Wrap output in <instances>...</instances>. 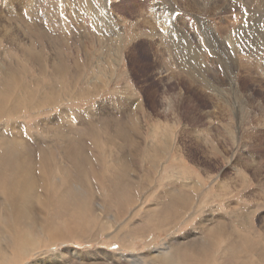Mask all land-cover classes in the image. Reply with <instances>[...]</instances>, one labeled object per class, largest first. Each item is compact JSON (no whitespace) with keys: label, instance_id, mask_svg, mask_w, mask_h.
<instances>
[{"label":"rangeland","instance_id":"rangeland-1","mask_svg":"<svg viewBox=\"0 0 264 264\" xmlns=\"http://www.w3.org/2000/svg\"><path fill=\"white\" fill-rule=\"evenodd\" d=\"M0 102V139L19 148L32 140L46 154L87 135L91 119L100 128L134 114L142 152L170 151L149 180L142 167L156 158L142 163L137 154V179L127 181L139 182V200L128 201L123 218L113 207L107 220L98 208L105 198L93 188L98 223L122 235L59 244L60 264H145L173 240L195 239L199 251L209 237L215 256L236 257L228 250L245 244L241 263L264 262V0H0ZM107 149L93 148L90 164L98 162L92 169L109 183ZM159 200H177L172 218L151 216ZM233 231L244 235L241 244Z\"/></svg>","mask_w":264,"mask_h":264},{"label":"bare ground","instance_id":"bare-ground-1","mask_svg":"<svg viewBox=\"0 0 264 264\" xmlns=\"http://www.w3.org/2000/svg\"><path fill=\"white\" fill-rule=\"evenodd\" d=\"M161 26L162 28L164 26L167 27L168 22L163 23ZM13 90H15V88ZM46 98L40 99L42 105L45 104L44 100ZM2 100L4 104V107L2 108H5L8 101L10 102V100H8V98ZM2 108L0 107V113L3 112ZM2 114L4 115V113ZM91 120L92 121L87 124L89 127V133H87V135H85L83 138L79 137L77 139L69 140L67 146L63 144L57 145L55 146L56 150L54 151L48 150V148V152L46 154L44 153L45 151L38 146V144H34L35 142L31 143L32 140H29L28 142L26 140L25 142H21L20 147L22 148H19L17 146L18 143L16 145L15 138H13L15 140H13L12 142L11 140H8V138H6L7 135L3 136V140L0 139V264H32L29 263V258L33 255H36V259L34 260L33 264H60L58 262V259L63 255L59 253L57 254V252L54 251L59 244L66 247L71 241L75 240L76 238H85L86 236H89V233H92L93 235L95 234L94 236H96L100 233L106 232L107 227L102 223L101 225L98 223L99 220L95 215V211L97 210L94 211L92 207L93 204L96 205V202L93 203V198L96 195L93 191V188L95 187L98 191L97 194H100L105 198V200L102 201V204H98L99 211L105 217L107 216L109 211H112L113 207H116V214H119V216L121 215L120 218H123V214H125L126 212V209H124V207L127 206L128 201L131 199L132 202L134 200V203L135 200H137L138 202L139 195L134 194V183L137 184L139 182L136 183L135 181L134 183H130L129 181H127L128 178L130 179V177L137 179L139 171L138 169H136L134 161L139 160V156L137 154H144L142 152L141 144L137 141L139 135V128L137 125L138 118L136 120V116L133 114L129 115L128 118L123 117V119L113 117V122H111V120L105 119V122L102 121L103 124L100 128H98L96 123H94L93 119ZM88 121L89 120H87V122ZM111 138H115L116 140L110 141ZM119 140L121 142H118ZM99 146H101V148L103 146H106V148H108L106 155L104 154L102 156H104L103 159L106 157V162L104 163H106V165L110 164V166L106 169V172L111 175L109 183H107V181L105 182V177L103 176L104 174H96V172L92 169V167L97 166V159L95 160L96 164L94 166L91 167L90 164L92 149ZM149 148L150 149L148 150H150V152H148L147 154H149L150 156L145 155L147 152L145 151V157H143L142 160L140 159L142 163H148L151 157L156 158L154 159V166H151V168L142 167V171H144L145 176L148 177V180L150 178L149 176H153L155 175V173L160 175L161 171L164 168L162 166L163 160L170 155V151L167 150V148L165 150L161 147H157L154 150H151V145L149 146ZM152 153H154V155H151ZM136 158H138V160H135ZM65 161H68V164L65 163ZM54 170H58L59 177H54ZM120 179L125 184L123 183L119 185L117 181H119ZM127 183L129 185H127ZM138 185L140 189V184ZM135 187L137 188L138 186ZM173 189L175 190V188ZM69 190L74 191V193L70 195ZM181 193L180 196L182 195ZM173 194H175V192ZM174 201L177 200H170L169 204L165 205L166 203L163 204L162 202L161 204L159 200L160 203H156L154 204L155 206L149 207L148 211L150 210L151 216H153L155 219L157 218V220L160 221L166 220V218H172V208L176 205ZM141 212L142 211H140V213ZM128 213L127 215H129ZM119 216L111 217L110 214L111 218L118 219ZM108 218L109 216L106 217L107 220H109ZM134 218L136 219L135 216ZM168 220L169 219H167V221ZM176 221L177 220H175V222ZM132 222L133 221L131 220V223ZM129 223L130 222H128V224ZM179 223H181V221ZM165 224L167 225V222ZM176 224L177 223H175V225ZM131 227L133 226H130V228ZM134 227L136 228V226ZM93 228L97 230L93 232ZM124 228H122L123 232ZM215 229H217L216 233L218 237L223 238V236H225L222 235L223 230L221 231L220 227ZM224 231L228 232V230ZM107 232H110L113 236L122 235V232L119 233L120 231L115 230V228L112 232V227L110 226L109 231ZM230 233L232 232H229V234ZM232 235L233 237H235L234 240L236 243L239 241L237 245L240 243V238L244 237V235H239V233H237L236 231H233V234H231V236ZM198 238H200V240L204 239L201 237ZM209 239L211 238L209 237L208 240L204 239L200 241L203 242L204 246H202L203 250L199 248V251L195 250V239H192L194 241L187 244L173 240L174 243L162 253L159 252L158 256L152 257L151 255H148V260L145 261V264H243L241 262L248 249L246 248L245 244L241 248H238L239 246L234 247L233 251L228 250V247L225 245V252L228 250L229 252H234L236 254V257L226 258V256L223 255H221V257L215 256V254L217 253L216 249L218 247L214 249L215 245L213 242H215V240L212 238L211 240H213V242H209ZM220 239L218 238V240ZM220 242L222 241L220 240ZM233 243H231V245ZM197 244L198 243H196V245ZM166 246L168 245L166 244ZM65 252L71 256H74L76 260L82 257L77 252L69 250L68 247ZM234 253L232 254L234 255ZM251 257L247 256V259L243 260L245 261V264H264L263 261V263H261L260 260L257 261ZM124 260L126 261V259ZM62 263L66 262L64 261Z\"/></svg>","mask_w":264,"mask_h":264},{"label":"snow or ice","instance_id":"snow-or-ice-1","mask_svg":"<svg viewBox=\"0 0 264 264\" xmlns=\"http://www.w3.org/2000/svg\"><path fill=\"white\" fill-rule=\"evenodd\" d=\"M161 31H163V29H161Z\"/></svg>","mask_w":264,"mask_h":264}]
</instances>
